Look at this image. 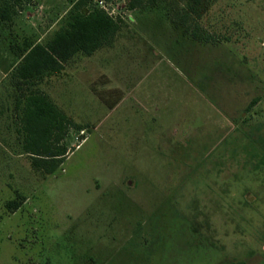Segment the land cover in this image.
I'll return each instance as SVG.
<instances>
[{
	"label": "rangeland",
	"instance_id": "obj_1",
	"mask_svg": "<svg viewBox=\"0 0 264 264\" xmlns=\"http://www.w3.org/2000/svg\"><path fill=\"white\" fill-rule=\"evenodd\" d=\"M77 1L0 0L11 15L0 18V264H264V0H203L188 24L210 41L182 22L192 0H85L120 29L65 66L86 68L93 92L78 88L72 109L67 84L62 97L52 77L40 83L75 123L67 158L45 175L23 149L9 73L24 40L45 42ZM157 66L180 77L169 106L188 121L159 123V84L157 96L136 90ZM11 199L23 203L13 211Z\"/></svg>",
	"mask_w": 264,
	"mask_h": 264
},
{
	"label": "trees",
	"instance_id": "obj_2",
	"mask_svg": "<svg viewBox=\"0 0 264 264\" xmlns=\"http://www.w3.org/2000/svg\"><path fill=\"white\" fill-rule=\"evenodd\" d=\"M203 0H192L190 12L183 15L186 30L198 41L212 39L203 26L188 24L191 11H197ZM145 0H129L131 8L143 6ZM7 3H0V18H10ZM120 24L99 5L88 7L85 0H79L70 10L63 24L45 42L25 39L19 46V58L9 73L10 81L17 87L29 89L38 86L45 79L59 75L65 66L78 55H93L106 43L111 42ZM19 110L23 149L30 157L32 167L43 174L56 173L68 155L65 142L69 130L75 125L44 91L37 89L21 92L16 97ZM257 99L253 100V104ZM84 126L78 128L83 130ZM23 201L11 199L7 202L10 210H17ZM240 264V263H237Z\"/></svg>",
	"mask_w": 264,
	"mask_h": 264
},
{
	"label": "crops",
	"instance_id": "obj_3",
	"mask_svg": "<svg viewBox=\"0 0 264 264\" xmlns=\"http://www.w3.org/2000/svg\"><path fill=\"white\" fill-rule=\"evenodd\" d=\"M169 62V61H168ZM166 62V63H168ZM169 64V63H168ZM159 66V65H158ZM158 66L146 77L145 80H143L141 82V84L137 87V91H142V90H146V91H152L155 93L156 95V84L160 85V87L162 88L161 92H158L159 95L157 96V98H160L161 100V117H159V123L160 124H163L165 126H167V122L169 121L166 116V113H170L172 115H174V113L176 114L177 117H182L183 116V120L185 119L186 121L189 120V117H187L188 115H185L184 113H181L177 110H174L173 108H170L169 106V101L171 100V98L173 97H176V96H180L179 94H177L179 92V88H181V80H180V77H171V75L168 74V72H164V70H159L160 68H158ZM72 68L69 70V76L67 75V68H65V71L63 73V77L62 78H59V76L57 75H54L52 76V79L51 81L56 83V87L58 88H55V90L57 89L58 93L60 94V89H61V85L63 84V82L65 84L68 85V89L69 91L67 92V90H65V95L64 97H66L67 99H65L66 101H68V104L70 106V108L72 109V107L74 106L73 103L74 101L72 100V98L70 97L72 94H76L78 88H85L88 93H92L90 90H89V82H88V76H84L83 74L85 72H87V69L84 67L82 68H78L76 66H71ZM177 71V69H176ZM180 76V74H179ZM175 78L177 80L178 83H176L175 81ZM157 81V82H156ZM43 84V83H41ZM41 84H38V86H34V88L39 91H44L46 90V88L43 86L42 88L41 87ZM177 84L178 87H176L175 85ZM184 86L186 88V94L189 99L192 98L194 100V102H198V106H200L202 103L200 102H206V100L204 99L203 96H200L198 92H196L193 87L190 86L189 83L187 82H184ZM14 88L17 89V87L14 85ZM19 91L17 94H20L21 93V89L18 90ZM34 91V89H33ZM16 94V95H17ZM61 96L63 97V94L61 93ZM103 104H105L103 101H102ZM56 104V103H55ZM12 109L19 113V110L16 108V99H14V102H13V107ZM200 114V113H199ZM191 115V114H189ZM175 116V115H174ZM195 115H192V118L191 121L192 123H199L197 120L198 119H195L194 118ZM202 119H204L202 116H201ZM171 119V117H170ZM219 121H217V119H215L214 121L217 122V125H218V129H220V134H221V128H222V123H224V125H229L228 124V120L226 118H223V116L219 113V117H218ZM172 120V119H171ZM170 120V121H171ZM182 120V121H183ZM153 126H156L157 128L159 127L158 124H154ZM231 129H229L228 133L230 132ZM219 134V135H220ZM221 138V135L219 136ZM181 142L184 144H186L187 146H190L191 145V137L190 135H183L181 138H180Z\"/></svg>",
	"mask_w": 264,
	"mask_h": 264
},
{
	"label": "built area",
	"instance_id": "obj_4",
	"mask_svg": "<svg viewBox=\"0 0 264 264\" xmlns=\"http://www.w3.org/2000/svg\"><path fill=\"white\" fill-rule=\"evenodd\" d=\"M109 13V12H108ZM110 14V13H109Z\"/></svg>",
	"mask_w": 264,
	"mask_h": 264
}]
</instances>
